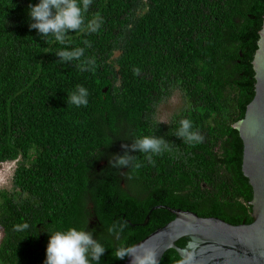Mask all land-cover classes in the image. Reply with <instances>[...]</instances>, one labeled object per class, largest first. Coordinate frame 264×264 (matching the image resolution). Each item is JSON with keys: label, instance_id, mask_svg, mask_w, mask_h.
<instances>
[{"label": "trees", "instance_id": "1", "mask_svg": "<svg viewBox=\"0 0 264 264\" xmlns=\"http://www.w3.org/2000/svg\"><path fill=\"white\" fill-rule=\"evenodd\" d=\"M37 3L0 0V163L17 162L11 187L0 188V264H44L50 234L70 228L94 230L107 249L99 264H124L117 248L173 218L158 205L251 222L252 187L233 124L254 95L264 0H93L85 23L102 17L101 29L67 39L71 48L91 42L85 57H95L94 72L59 61L65 46L29 28ZM78 85L89 92L87 106L67 103ZM174 90L188 106L161 123L156 109ZM185 118L202 143L174 135ZM151 135L172 143L155 166L138 151L129 154L143 167L120 169L126 174L98 166L104 154L123 155L122 144ZM114 221L127 224L119 239L106 231ZM23 223L29 228L16 230ZM179 260L169 248L159 264Z\"/></svg>", "mask_w": 264, "mask_h": 264}, {"label": "water", "instance_id": "2", "mask_svg": "<svg viewBox=\"0 0 264 264\" xmlns=\"http://www.w3.org/2000/svg\"><path fill=\"white\" fill-rule=\"evenodd\" d=\"M257 35L251 60L254 95L243 117L233 124L243 144L241 171L252 187L251 222L231 224L216 216L158 205L173 218L134 243L130 247L134 256L152 250L159 264L164 252L173 248L180 257L177 264H264V15ZM148 219L149 213L143 224ZM182 237H187L185 244L176 245ZM134 256L126 257L124 264H133Z\"/></svg>", "mask_w": 264, "mask_h": 264}, {"label": "clouds", "instance_id": "3", "mask_svg": "<svg viewBox=\"0 0 264 264\" xmlns=\"http://www.w3.org/2000/svg\"><path fill=\"white\" fill-rule=\"evenodd\" d=\"M93 0H39V3L29 5V19L33 21L29 24L30 29L37 30L41 37L54 36L55 40L65 47L56 52L59 61L69 63L79 61L77 65L82 71H95V57H85V48L91 47V42L84 40V48L70 47L68 33L85 32L87 34L98 33L104 21L102 17H95L85 23V14L88 12ZM83 58V59H82ZM139 74V69L134 70ZM89 92L78 85L76 91L68 95L67 103L76 107L87 106ZM180 127L174 135L183 140L189 146H195L204 141V136L193 130V122L190 119H181ZM172 143L163 137L155 135L143 136L134 139L129 144H122L123 155L112 154L109 159V166L112 169H139L142 163L137 162L136 156L130 155V151H138L145 154V159L149 164L155 166L154 156H162L165 152H171ZM121 172V171H120ZM121 174H126L121 172ZM128 178H131L130 176ZM125 222L114 221L107 227L106 231L110 236L119 239L124 229ZM16 230L23 231L29 228L28 223L15 226ZM106 247L94 238V230H77L70 228L67 231H57L50 234L46 248V259L44 264H99L102 256L105 255ZM133 255V249L129 247H119L115 251V257L123 260ZM157 253L152 250H145L143 255L134 256L133 264H157Z\"/></svg>", "mask_w": 264, "mask_h": 264}, {"label": "rangeland", "instance_id": "4", "mask_svg": "<svg viewBox=\"0 0 264 264\" xmlns=\"http://www.w3.org/2000/svg\"><path fill=\"white\" fill-rule=\"evenodd\" d=\"M187 106L188 102L183 96L182 92L179 90H174L168 98L159 103L156 109L157 119L161 123H167L174 115L181 112L182 108H186ZM123 137L124 136L119 138V143L122 141ZM16 163V160L0 163V188L9 189L11 187V178ZM122 185L126 186L124 183H122ZM1 235L2 232L0 228V237Z\"/></svg>", "mask_w": 264, "mask_h": 264}, {"label": "flooded vegetation", "instance_id": "5", "mask_svg": "<svg viewBox=\"0 0 264 264\" xmlns=\"http://www.w3.org/2000/svg\"><path fill=\"white\" fill-rule=\"evenodd\" d=\"M171 120V119H170ZM170 122V121H169ZM167 122V124L169 123ZM122 153V151L120 150L119 151V155ZM100 165H103L104 169L107 171L108 169H110V166H109V157H106V155L104 154L102 157H101V161L98 163V166ZM125 169V168H124ZM119 184L122 186V180H121V177L119 178L118 180ZM92 225L95 226L96 228H99V225L97 224V222H93L92 221Z\"/></svg>", "mask_w": 264, "mask_h": 264}]
</instances>
